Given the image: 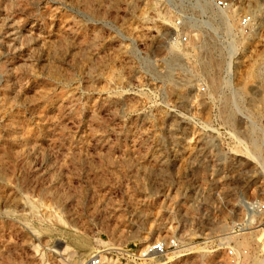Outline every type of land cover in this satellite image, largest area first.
I'll return each instance as SVG.
<instances>
[{
	"label": "rangeland",
	"instance_id": "obj_1",
	"mask_svg": "<svg viewBox=\"0 0 264 264\" xmlns=\"http://www.w3.org/2000/svg\"><path fill=\"white\" fill-rule=\"evenodd\" d=\"M234 2L0 0V264H264V0Z\"/></svg>",
	"mask_w": 264,
	"mask_h": 264
},
{
	"label": "built area",
	"instance_id": "obj_2",
	"mask_svg": "<svg viewBox=\"0 0 264 264\" xmlns=\"http://www.w3.org/2000/svg\"><path fill=\"white\" fill-rule=\"evenodd\" d=\"M212 5L216 8V11L219 16V20H221L220 17L221 12L224 11L230 13V11H232L234 13V11H236L237 8V5L235 4L234 0H212ZM184 19H188L189 21H191V16L183 13H178L175 16L173 23L176 27L185 25ZM251 23H252L251 12L249 10H244L243 12L238 14L235 25L238 31H245L249 29V27H251ZM175 31L176 32L172 35V40H175L177 42H184V43L189 41L190 34L188 31H177V30ZM200 88L201 90H205L206 84L202 83L200 85ZM254 206L257 207L258 209L264 210L263 202H257L255 203ZM176 244L177 241L174 237H171L169 239L160 238L147 243L140 250L136 252L133 251L131 254L135 259H138L141 262L156 256L166 255L168 251L176 247ZM227 253L231 257L228 264H238L240 250L230 245L227 249ZM103 262H104V257L100 249L91 252L85 259H83L79 263L73 262L68 259L60 258L58 264H103Z\"/></svg>",
	"mask_w": 264,
	"mask_h": 264
},
{
	"label": "bare ground",
	"instance_id": "obj_3",
	"mask_svg": "<svg viewBox=\"0 0 264 264\" xmlns=\"http://www.w3.org/2000/svg\"><path fill=\"white\" fill-rule=\"evenodd\" d=\"M226 20V19H225ZM187 25L189 24L188 22L186 23ZM193 25H190V27ZM188 27V26H187ZM194 31V30H192ZM197 31V30H196ZM194 37H196L198 45L197 47H202L205 51L203 53H205L203 55V53L201 54V60H202V64L204 65L205 69H209V68H213V67H217L220 68V66L223 64L222 60L217 59V56L214 54L215 50L213 48H216L214 46H210V44H207V41H202L200 39V35L198 33V31L194 34ZM196 42V43H197ZM211 47V48H209ZM217 49V48H216ZM202 51V50H201ZM200 52V51H199ZM215 71V70H214ZM219 71V70H218ZM211 73V72H210ZM258 104V103H257Z\"/></svg>",
	"mask_w": 264,
	"mask_h": 264
},
{
	"label": "crops",
	"instance_id": "obj_4",
	"mask_svg": "<svg viewBox=\"0 0 264 264\" xmlns=\"http://www.w3.org/2000/svg\"><path fill=\"white\" fill-rule=\"evenodd\" d=\"M162 261H167V260H162Z\"/></svg>",
	"mask_w": 264,
	"mask_h": 264
}]
</instances>
